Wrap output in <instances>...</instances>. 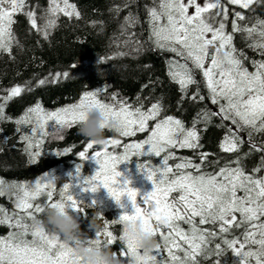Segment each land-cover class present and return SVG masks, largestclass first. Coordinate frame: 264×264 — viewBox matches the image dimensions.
<instances>
[{
	"label": "snow or ice",
	"instance_id": "6c2138e0",
	"mask_svg": "<svg viewBox=\"0 0 264 264\" xmlns=\"http://www.w3.org/2000/svg\"><path fill=\"white\" fill-rule=\"evenodd\" d=\"M152 4L151 7L145 5L148 41L154 49L174 54L167 62V74L179 85L181 97L178 106L185 99L192 103L205 100L200 82L195 78L196 72H199L208 91L207 98L217 105V111L200 109L188 127L174 115L161 118L164 111L162 101L154 102L145 109L143 104L133 106L126 100L117 99L115 93L112 97L115 103L105 102L99 98L102 89L85 91L71 105L49 111L37 102L16 118L14 122L17 125L28 126L16 129L26 145L24 151L35 163L41 155L45 138L51 132L59 130L62 133L64 129L76 126L86 117L82 111L86 103L99 104L109 114L119 116L124 128L119 138L109 137L103 144L87 141L77 154L83 161L87 160L94 145H103L94 153L99 168L93 175L81 176L82 165L79 163L75 173L69 175L82 177L79 183L85 186L84 191L97 192L100 187L106 188L122 208L125 205L120 202L127 197L134 211L124 212L111 221L104 220V231L95 236L98 243L113 245L117 240L122 241L125 246L120 249L119 255L125 264L129 259L135 264H199L198 257L211 251L208 245L213 237L243 228L240 237L225 239L223 243L241 257L240 264H264V141L259 144L252 141L253 132L264 133V59H249L244 50L238 49L235 44V37L240 34L245 41H251L248 48L259 50L264 57V19L257 16L251 25L243 23L249 17L235 8L238 6L254 12L253 5L264 4V0H203V3L200 0H152ZM128 6V3L116 5L110 11L118 14L122 7ZM230 6H233L231 10ZM24 9L25 0H0V53L11 54L13 44H19L12 30L16 13H24L31 29L45 40L58 26L61 15L69 19H80L82 16L77 5L70 0H50L48 8L39 17L41 23H38L35 10L25 12ZM97 23L102 22H92L93 26ZM138 24L139 16L129 11L120 25L122 34L126 36L124 44L132 43L137 52L141 45L135 39L136 33L130 29ZM246 61L252 71L246 66ZM68 75L67 72L54 73L51 80L39 79L37 86ZM29 84L12 86L0 97L4 101L0 103V121L13 119L5 115L6 103L26 90L31 91ZM190 86H195V91L189 95ZM213 116L230 124L220 144L221 151L239 152L245 143L241 133L250 129L247 133L250 152L237 156L217 171L208 172L203 170L205 162L219 164V161H209L211 154L199 149L203 147L201 131L207 130ZM150 122H153L151 126ZM201 123L205 127L198 129L197 125ZM138 133L147 135L139 141H122V138H133ZM63 139L61 134L58 140ZM74 147L58 151L56 155H67ZM119 147H122V153L116 151ZM175 148L193 150L200 163L189 157H176L172 151ZM253 151L262 155L260 163L249 172L243 165V159ZM132 156H162L158 167L145 163L138 165L154 185L151 191L142 194L141 190L132 186L127 176L121 179L123 173L118 165L129 161ZM173 159L180 162L170 164ZM12 182L17 186L14 195L9 196L0 187V198L14 197L11 212L0 205V226L10 229L6 235H0V264H83V258L76 256L73 245L35 225L37 215L57 202L66 203L77 213L86 215L85 209L80 206L83 200L77 199L73 192V182L63 183L58 190L56 176L51 172L44 173L32 183ZM4 183L5 179L0 178V186ZM56 196L58 199H54ZM95 204L96 201H93L89 207H95ZM146 206H154L152 215L144 216V220L162 241L157 250L166 251L167 258L163 260H158V251L145 255L126 238L123 231L117 237L110 230L112 225H122L140 217ZM182 225H187V230ZM206 225H218V228L210 230ZM220 248L217 243V252Z\"/></svg>",
	"mask_w": 264,
	"mask_h": 264
},
{
	"label": "trees",
	"instance_id": "16d2710c",
	"mask_svg": "<svg viewBox=\"0 0 264 264\" xmlns=\"http://www.w3.org/2000/svg\"><path fill=\"white\" fill-rule=\"evenodd\" d=\"M50 0H25V9L35 10L37 12L38 23H41L39 17L44 9L49 6ZM158 2V0H157ZM75 3L82 16L80 19H69L60 16L58 26L51 31L48 40H45L38 32L31 29L29 19L22 12L16 13L13 17L15 23L12 25L19 44L14 43L12 52L0 53V97L4 96L8 89L15 85H24L30 82L28 87L31 91H24L19 97L13 98L6 103L5 115L13 118L12 120L0 121V178L6 181L16 182H34L37 178L46 172L60 176L56 180L57 189L63 183L68 182V175L65 173L75 172L77 164H81V173L85 175L90 173L91 169L86 160H82L77 154L83 149L87 142L78 134L77 126L63 130V140L53 139L50 135L45 138L41 146V155L35 163L31 162V157L24 151L25 143L20 140L21 133L16 129H22L28 126L17 125L14 121L24 114L26 109L34 106L37 102L42 103L46 110H56L63 106L76 103L83 92L102 89L99 92V98L105 102L115 103L112 97L117 94V99L126 100L133 106L143 104L147 109L157 101H162L164 111L161 118L165 115H174L181 118L186 126L190 127L197 112L206 108L211 112L217 111V105L211 103L207 98L208 91L204 87L203 77L196 72L195 78L200 82L201 93L205 100L199 103H192L185 99L178 106L181 91L179 85L172 81L167 74V62L174 55L172 53L154 49L148 41V24L145 5L153 6L152 0H70ZM128 3V7H122L117 14L114 6H123ZM230 6V10H231ZM236 10L244 11L249 17L243 23L251 25L255 17L264 19V4L253 5L255 11L242 10L235 6ZM131 11L140 18V24L130 31L135 32V39L140 42V51H134L133 44H124L126 36L122 34L120 25L124 23V17ZM231 19V17H230ZM97 23L93 26L92 22ZM251 41H245L240 34L235 37V44L238 49L244 50L249 59H264L259 54V50H252L247 47ZM123 52L125 55H117ZM111 57V58H110ZM249 70L252 67L245 62ZM67 72L69 75L65 78L61 76L58 81L52 80L42 86H37L39 79H52L54 73ZM147 85V87H145ZM189 95L195 91V86H190ZM139 97V99H137ZM0 103L4 101L0 100ZM150 122V126H151ZM230 126L228 121H222L220 117L213 116L207 126L206 131H201V152H207L209 161H219V164L205 162L204 169L208 172L217 171L225 163L234 161L237 156H243L250 152V144L247 140V133L251 131L246 129L241 133L245 143L240 147L239 152L225 153L221 151L220 144ZM198 129H203V123L197 125ZM51 131V130H50ZM147 133L137 134L133 138H122L124 143L139 141L146 137ZM106 137H117L110 131L106 132ZM252 141L259 144L264 141V133L253 132ZM75 146L71 153L67 155H56L58 151ZM122 150V149H121ZM176 157H189L196 163H200L199 157L190 149H172ZM164 154H162L163 156ZM258 152H251L243 159V165L246 171L260 163ZM161 157L155 156H132L128 161L127 167L132 170L134 177L145 183H152L147 179L146 173L141 171L139 164H151L158 167ZM180 162L179 159L170 160V164ZM235 166V165H233ZM176 195V194H173ZM9 196H11L9 194ZM58 199V196L54 197ZM14 197L0 198V205L9 212L14 209ZM43 200V197L41 198ZM83 200L81 207L85 209L86 215L78 213L82 221V229L89 232V235L95 238L96 234L89 229V219L92 216L94 208L102 212V222L104 220H113L119 218L123 213L121 206L112 198H104L96 201L95 207H89L93 201L89 198ZM74 211V210H73ZM43 213L38 214L37 218H42ZM187 230V225H182ZM210 230H216L218 225H206ZM6 226H0V235H6L9 232ZM117 237L122 234V225H112L111 229ZM243 228L233 229L227 234H217L211 239L208 248L211 249L207 255L198 257L199 264H240L241 257L231 248L223 243L225 239H233L241 236ZM29 238H31L29 236ZM103 239V237H102ZM158 239H160L158 237ZM221 245L217 252L215 245ZM113 250L118 252L124 243L117 240L111 245ZM160 252L158 260L167 258L166 251Z\"/></svg>",
	"mask_w": 264,
	"mask_h": 264
},
{
	"label": "clouds",
	"instance_id": "9594fccd",
	"mask_svg": "<svg viewBox=\"0 0 264 264\" xmlns=\"http://www.w3.org/2000/svg\"><path fill=\"white\" fill-rule=\"evenodd\" d=\"M82 111L86 113V117L76 126L78 134L86 141L103 144L107 139L106 132L110 131L113 135L119 136L124 128L123 120L119 116L109 114L99 104L88 102ZM61 134V131L57 130L51 132L50 136L53 139H58ZM59 177L56 175V180ZM0 187L10 195L17 192V186L12 181L5 180V183ZM153 207L146 206L140 217L122 223V231L126 238L131 240L145 255H151L162 244L161 239H158L151 226L146 225L144 220V216L152 215ZM35 225L45 229L48 234L73 245L76 256L83 258V264H125V261L118 252L113 250L111 245L107 242L98 243L96 238L91 237L89 232L82 229V221L78 213L66 203L57 202L48 206L44 210L42 218L36 219ZM104 228L102 212L94 208L89 219V229L96 234L103 232ZM127 264H135V262L129 259Z\"/></svg>",
	"mask_w": 264,
	"mask_h": 264
},
{
	"label": "rangeland",
	"instance_id": "374dc122",
	"mask_svg": "<svg viewBox=\"0 0 264 264\" xmlns=\"http://www.w3.org/2000/svg\"><path fill=\"white\" fill-rule=\"evenodd\" d=\"M200 2L203 3V0H200ZM5 7H8V5L5 4ZM102 148H103V145H94L93 148L89 150L88 159L86 160V162L89 165V168L91 169V171L90 173H87L86 176L82 174L81 176L87 177V176L93 175L95 171L99 168V164L96 162L94 158V153ZM121 149L122 147H119L116 149V151L119 153H122L123 150ZM127 164H128V161H125L121 163L120 165H118V169L123 173L121 179H123L125 176L130 178L132 182V186L141 190L142 194L151 191L154 185L152 183H145V182L137 180L134 177L132 170L129 167H127ZM71 173L74 174L75 172L71 171ZM65 174L68 175V182L69 181L73 182V192L75 193L77 199L89 198L92 201H98V200H103L104 198H112L113 200H115L109 194L106 188L100 187L97 192L84 191L83 188L85 186L79 183L82 177H77L75 175H69L70 171L66 172ZM139 199L140 197H138V200ZM120 203H123L125 205V207L123 208L121 207L123 213L124 212L132 213L134 211V207L131 201H129L127 197H124Z\"/></svg>",
	"mask_w": 264,
	"mask_h": 264
}]
</instances>
